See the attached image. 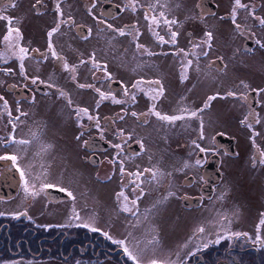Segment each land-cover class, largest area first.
I'll return each instance as SVG.
<instances>
[{
	"label": "flooded vegetation",
	"instance_id": "obj_1",
	"mask_svg": "<svg viewBox=\"0 0 264 264\" xmlns=\"http://www.w3.org/2000/svg\"><path fill=\"white\" fill-rule=\"evenodd\" d=\"M71 1L0 0V9L11 7L14 12L11 22L8 23L10 32L0 33V41L4 48H12V53L8 56L12 55V62L15 64L11 67L13 80L4 85L0 84V264H264V227L261 224L264 219V206L257 211V217L262 221L259 220L251 226H224L208 232L209 235L203 241H170L163 245L159 241V233H162L159 222L157 227L149 225L146 220V207L149 203L152 205V201L144 196L145 177L133 179L129 163L121 161L126 154L132 156L142 151L138 142H131V135L128 133L131 131L129 123L133 119L139 123L152 120L162 122L163 125L166 121L176 125V121L188 118L192 122L199 121L188 133L199 135L203 132L208 136L211 132L203 119L217 109V102L236 100L233 94L227 93L225 80L223 84H218L226 91L202 92L194 87L195 75L191 76V73H200V69L222 75L226 68L223 56H212L211 28L206 27L205 31L209 33L204 39L196 36L204 28L202 19L207 18L206 21L209 22L219 11L217 0H210L215 4L213 12L206 6V0L193 2L192 12L198 13V21L191 18V28L180 34L177 33V26H171L174 37L167 38L168 46L162 44V36V45L159 44V0H88L85 4L83 0H79L82 6L75 0ZM234 1L232 12L226 13L224 17L228 19L232 15H246L247 18L250 16L254 28L253 35L242 41L243 54H264V0ZM153 2L158 5L155 8L158 9V25L154 33L156 62L163 70V60L178 59L183 66L178 65L180 70H177L182 72L172 82H165L161 78L155 82L153 80L156 77L143 76L127 84L122 78L112 76V63L107 56H101V50L105 48L112 55L117 51L122 56L135 55L133 58L142 59L144 62L152 59L144 49V46L147 47V35L144 33L148 19L146 11ZM30 16L39 19V22L40 19L46 21L41 25L36 24L40 33L33 26L34 23L31 25L27 20ZM75 20L79 22L74 26L71 24L73 32L69 37L71 41L75 39L86 47L94 42L90 54H87L85 47V51L71 54L60 48L67 42V33H59L64 26ZM196 25L199 33L193 32ZM116 39L121 42L122 49L115 46ZM172 39L186 47L182 48L181 54L175 53L178 48L170 46ZM159 49L166 50L168 54L164 51L160 53ZM83 52H86V57L82 55ZM186 61L189 63L187 67ZM81 64H85L83 73L89 74L93 71L94 80L105 82V87L109 90L106 95L103 91H97L93 108L87 112H84L81 103L72 98L64 81L68 71L75 73L77 77V68ZM40 69L43 72H39ZM104 71L107 75L103 74ZM44 74L53 76L44 78ZM57 74H61L63 78ZM239 86L245 89L248 85L241 81L232 89ZM171 87L181 89L177 93L183 99L175 100V103L183 105L181 112L180 109L178 112L169 109L173 105L169 98ZM263 90L264 88L262 94L256 88L246 96L240 94V101L251 112L246 121L247 129H251L254 136L259 134L258 126L264 122ZM140 95L147 101L144 104L143 99L142 105L138 107L137 99ZM117 102L142 111L135 114L131 111L119 113L115 110ZM146 105L149 112L144 111ZM165 106H168L167 110H163ZM63 111L67 119L69 115L75 138L68 141L65 133H60L47 140L51 144L49 145L45 142L47 130L59 122L56 120L57 114L62 115ZM121 120L128 124L121 126ZM61 122L63 123L62 120ZM85 122L88 125L85 126ZM239 122L240 126L235 132L243 136L245 121L241 122L239 119ZM84 131L91 132L86 143L83 140ZM176 131L177 134L181 133L178 129ZM219 135L232 138L234 146L230 149L234 151L237 148L235 137L223 132L214 134L211 142L214 150L196 152L204 170L198 175L189 173L182 177V190L190 191L181 197L179 190L175 191V208L171 209V213L179 212L183 215L201 209L216 197L217 185L225 176L220 154L229 153L224 145L226 143L222 144L223 140ZM116 137L119 138L117 143L113 140ZM260 137L263 139L264 135ZM182 138L184 137H179L180 146H176L177 150L190 152L193 147L182 144ZM37 141L45 143L38 146ZM68 143L71 144L68 146ZM73 143L76 144L75 147L72 146ZM24 148H32V154L29 155ZM71 149H75L79 161L69 166ZM256 151L260 155L258 148ZM107 153L110 156L114 153V160L120 161L104 163ZM25 161L32 167L27 166ZM214 162L217 170L207 172L206 167ZM84 165L87 169L96 171L94 174L98 179L100 169H109L111 177H114L113 183L117 187L114 190L116 195L111 197L115 212L113 217L107 210L101 211L95 204H81V197L76 192L74 183L76 178L69 180L68 176L69 172H74L77 177L78 173H82ZM50 171L54 172V177L46 176ZM175 180L180 183L177 178ZM166 189L163 188V191ZM165 198L167 199L159 197V194L155 197L154 209L157 213L158 207L160 212L165 205H169L168 201H164ZM227 198L229 197L224 194L220 201L226 205ZM220 201L216 203L221 205ZM88 212L98 218L108 217V229H101L98 222L90 220ZM116 215L119 216L118 221ZM175 218L178 219L176 215ZM119 227L125 229L124 234L115 230ZM171 228L175 229V226L171 225ZM146 231L156 234V238L146 240ZM202 231L201 228H189L185 233L187 239L192 236L201 239L199 234ZM155 246V254H149ZM159 246L162 250H170V254L167 252L168 256L159 255Z\"/></svg>",
	"mask_w": 264,
	"mask_h": 264
},
{
	"label": "rangeland",
	"instance_id": "obj_2",
	"mask_svg": "<svg viewBox=\"0 0 264 264\" xmlns=\"http://www.w3.org/2000/svg\"><path fill=\"white\" fill-rule=\"evenodd\" d=\"M34 0H31L33 2ZM88 0H83L84 4ZM196 0H159V44L164 46H168L166 42L167 38L174 37L173 31L171 30V26L174 28L178 27L179 32L183 33L187 29H190V23L192 22L191 18H195L198 21L199 15L196 12H192L193 2ZM247 1V0H242ZM72 2L68 0V3ZM75 2L79 3L82 6L79 0H75ZM74 2V3H75ZM219 3V11L211 17L210 21L207 22V18L202 19V26L204 27L201 34H197L199 31V27L196 25L193 27V32L196 33V36L204 39V36L209 33L205 31L206 27L211 28V36H212V56L218 57L223 56L224 62L226 64V68L223 70L222 75H214L210 72H205L204 69H200L195 75L196 81L194 82V87L197 90L202 92H212L216 90H222L223 88L218 84H223V80L226 81V89L227 93L233 94L234 99L228 102H217V109H214L213 112L207 114L206 119H203L204 124H207L211 133H208V136L201 132L199 135L196 133H188L190 128L194 125H197L199 121L192 122V120L186 118L183 121H176V125L173 123L165 122V125L159 121H147L139 123L136 120H132L129 123L131 127V131H129V135H131V142H138L141 147V153L137 155H124L121 161L128 162L130 165V172L132 178L140 177L143 179L145 177L144 183V193L145 197L148 200L152 201V205L149 203L146 207V220L149 225H154L158 227H162V233H159V241L161 243L166 244V242L177 241V242H187L192 241L198 242L203 241L207 238L209 233L213 232L215 229L222 228L224 226H233L237 224L251 226L256 224L259 220L262 221L260 217H257V211L260 210L264 204V138L261 139V135H264V122H261L258 126L259 134H255L254 136L251 129H247V119L251 116V112L247 109L244 102L240 101L241 95H245L252 91L253 88H256L259 93L262 94V89L264 88V54H253V56H249L243 54V50L241 49L242 41L245 37H250L253 35V26L250 16L248 18L244 16H230L228 19L224 17L226 13L232 12L234 0H217ZM149 6V5H148ZM158 5H155V2L150 4V8L147 9V27L144 35H147V47L144 46V49L147 51L149 56H152L148 59L147 62H144L142 59L133 58L130 54L122 56L117 50L115 55L109 51L107 53V49L103 48L101 50V56H107L112 63L110 73H112L113 77L122 78V81L127 82V84H131L137 77H156L157 79H162L165 82H172L173 78L180 74L182 71L180 70L178 65H182L178 59L170 60L165 59L162 61L164 64L163 70L160 69L159 64H157L154 51L156 34L155 28L157 24V10ZM0 33L5 34L10 32V27L8 25L11 22V19L14 15L11 7H3L0 9ZM69 10L67 14L69 15ZM22 15V14H21ZM27 20L30 21L31 25L36 27L38 33H40V28L36 25L37 23L41 25V23H45V20L34 19L33 17H29ZM195 21V20H194ZM75 22V23H74ZM70 24L64 26L63 30L59 34L67 33V42L63 46H60L64 52L67 54L71 53H80L82 50L85 51L87 48V54H90L91 48L94 47V42H92L91 46L86 47L82 43H77L75 39L71 41L69 35L73 32L72 25L74 26L79 21H74ZM72 24V25H71ZM183 26V27H182ZM264 31V28L263 30ZM175 32V31H174ZM163 38V43H160V38ZM118 37V36H117ZM125 43V42H123ZM115 46H118L122 49L121 42L116 39L114 41ZM170 46L173 48H178V55L183 51L184 47L183 43L178 41L169 42ZM85 47V48H84ZM84 48V49H82ZM0 84L4 85L5 83L13 80V73L11 71V67L15 64L12 62V55L8 56L12 53V48L7 46L3 47V42L0 41ZM160 51V49H159ZM165 53L166 50H163ZM163 51H160L162 53ZM130 53V52H129ZM86 52H83V56H87ZM168 54V53H166ZM174 57V56H173ZM189 63L186 61V67ZM85 64H81L78 66L76 77L75 73H71L68 71L66 73V78L64 81L68 87V90L74 100L81 103L84 106V112L91 111L93 108V103L97 98V91H100L106 95V92L109 91L105 87V82H99L94 80L93 75L94 72L91 71L89 74L83 73L82 68ZM183 66V65H182ZM4 71L3 73L1 71ZM113 70V71H112ZM10 73H6V72ZM36 72V71H35ZM39 72H43L41 69ZM104 75H107V72H103ZM53 76L52 74H44V78H48ZM58 77H62L61 74H57ZM63 78V77H62ZM63 81L62 79H60ZM63 81V82H64ZM183 81V80H182ZM243 81L247 84V88L243 89L241 86L232 89L236 85L237 82ZM184 83V82H183ZM76 84L78 86H76ZM1 88V86H0ZM169 98L173 101V105L169 107L170 111L180 112L184 108L183 105L175 103V100L183 99L177 92H181L180 88H169ZM199 92V91H198ZM264 92V90H263ZM241 94V95H240ZM230 97V96H228ZM144 99V104L147 101L144 96L140 95L137 99L138 107L142 105V100ZM242 105L240 104V102ZM121 103V105H119ZM167 104V103H166ZM147 105L145 106V112H149V108L147 110ZM71 107L69 106V109ZM168 106L164 107L163 110H167ZM115 110L119 113H129L131 111L132 114L138 113L142 111V109L134 108L133 106L129 107L124 105L122 102H117L115 106ZM216 110V111H215ZM169 111V112H170ZM165 112V111H163ZM68 114V112H67ZM172 115V114H171ZM63 117V118H60ZM208 122L206 123V120ZM245 121L244 125V133L243 136L235 132V129L240 126V122ZM56 120L59 122L53 124L49 127L48 135L46 137V143L50 140L51 137L58 135L60 133H65L68 141L70 139L75 138L74 133L70 126L69 115L67 119L66 113L63 111L62 115L57 114ZM63 121V123L61 122ZM125 123V124H124ZM121 126L127 125V121H119ZM84 125H88V122H85ZM119 125V126H120ZM143 125V126H142ZM66 130L63 131V129ZM176 129H178L181 133L177 134ZM205 129V128H204ZM233 130V131H232ZM205 131V130H204ZM257 131V129H255ZM84 131L83 140L86 143L87 138L90 137L91 132ZM217 132H223L228 134V136L235 137L237 141V148L231 150V146L228 143L224 144L226 149L229 151V155L225 153H221V165L225 170V176L222 181H220L217 185L216 194L211 202L208 205H205L201 209L192 210L182 215V213L172 212L171 209L175 208V198L174 193L178 189L179 197L183 194L188 193V190H182L181 184H183L182 177L189 174L194 173L195 175L202 173L204 170L202 168V162L196 157V152L198 150L203 151H211L214 150V147L211 146L212 137ZM179 137L182 138L184 145H188L193 147L190 152H184L181 149L177 150L176 146H180L178 140ZM218 137H226L224 135H219ZM217 137V138H218ZM115 143L119 140L118 137L113 139ZM180 141V140H179ZM45 142L37 141L36 145L41 146ZM71 143H68V146ZM75 143L72 146L75 147ZM85 147V145H84ZM256 148L259 149L260 155L257 153ZM25 149V148H24ZM32 148H29L27 153L32 154ZM138 151V150H136ZM232 151V152H231ZM84 154H86L84 152ZM117 154V151L115 152ZM213 155V154H212ZM112 156V158H111ZM107 153L104 159V163H114L116 161H120L118 159L114 160V153ZM214 159V158H213ZM263 162H262V161ZM79 161L78 156L75 152V149H71V159L69 161V166ZM114 161V162H113ZM27 166H30V163L25 161ZM30 162V161H29ZM189 164V165H187ZM211 166L217 165L216 163H210ZM111 167V165H108ZM80 166H78L79 168ZM34 171V169H31ZM96 172V171H94ZM94 172L91 169H87V166L84 165L82 173H78L77 177L74 176V172H69V180L71 178H76L75 188L76 192L81 197L80 201L82 205L95 204L97 208L101 211L104 209L111 214V217L115 215V212L111 205V197H114L116 193L114 190L117 185L113 183L114 177H111L110 170H101L98 175L99 179L95 176ZM46 176H53L54 172L50 171ZM175 178H177L180 183L176 182ZM163 188H167L163 191ZM194 193V192H192ZM167 197L164 201H168L169 205H165L163 209L158 207V213L154 209V199L155 197ZM226 194L227 200L226 205L220 201V197ZM222 202L221 205L216 202ZM180 202V200H179ZM162 203V202H161ZM159 203V204H161ZM152 211V213H151ZM175 215L178 217L176 220ZM88 217L90 220L96 221L99 223L101 229H108V217H95L92 213L88 212ZM117 221L119 220V216L116 215ZM160 224H163L160 226ZM261 224L264 227V219ZM171 225L175 226V229L171 228ZM191 228H201V231L204 230L201 236V239L196 236L186 237V231ZM121 234L125 233V229L116 228ZM148 230V229H147ZM209 232V233H208ZM146 240H150L151 237L156 238V234L148 233L146 231ZM179 236V237H178ZM161 245V244H160ZM162 245V246H163ZM166 248V247H165ZM157 248L153 247L149 251V254H155ZM170 250H162V247L159 246V255L168 256L170 254ZM172 251V250H171ZM167 252L169 253L167 255ZM178 255V254H176ZM150 256V255H149Z\"/></svg>",
	"mask_w": 264,
	"mask_h": 264
},
{
	"label": "water",
	"instance_id": "obj_3",
	"mask_svg": "<svg viewBox=\"0 0 264 264\" xmlns=\"http://www.w3.org/2000/svg\"><path fill=\"white\" fill-rule=\"evenodd\" d=\"M205 4H206V6H208L209 7V9H210V11L211 12H213L214 10H215V4L213 3V2H210V0H206L205 1ZM119 13V12H118ZM117 13V14H118ZM220 139H222L223 140V142H225V143H228L229 144V146L231 145V147H233L234 146V144H233V139L232 138H226V137H222V138H220ZM232 152V151H231ZM234 152V151H233ZM215 163V162H214ZM213 164V163H212ZM206 170H207V172H209V173H211V172H215L216 170H217V167H214V166H211L210 164L206 167ZM217 178H219V177H217Z\"/></svg>",
	"mask_w": 264,
	"mask_h": 264
}]
</instances>
